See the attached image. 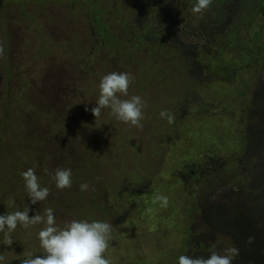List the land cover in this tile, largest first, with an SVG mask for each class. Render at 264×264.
Instances as JSON below:
<instances>
[{"label":"rangeland","instance_id":"374dc122","mask_svg":"<svg viewBox=\"0 0 264 264\" xmlns=\"http://www.w3.org/2000/svg\"><path fill=\"white\" fill-rule=\"evenodd\" d=\"M183 1L172 5L175 12ZM149 2L156 0H0V214L29 206L30 216L51 208L60 227L72 219L108 222L113 233L105 257L114 264H178L181 255L207 258L213 251L239 250L231 234L199 219L211 202L249 200L254 188L264 187L263 153L251 165L262 163L252 189L241 184L245 178L238 182V170L225 179L206 173L202 184L187 175L210 152L240 154L250 139L264 146V17L239 10L231 26L215 30L217 45L206 47L197 67L188 47L175 54L162 51V41L144 42L150 32L161 36V24L136 23ZM169 10L161 9L163 18ZM193 16L202 19L204 13ZM104 25L109 39L98 35ZM199 41L206 45V35ZM226 71L239 74L231 82L210 80L209 72ZM111 72L135 76L129 97L146 101L142 130L109 109L97 120L90 111L101 78ZM162 110L174 115L173 123L161 118ZM29 168L50 189L47 200L35 205L22 177ZM57 168L72 170L71 188H56ZM225 181L239 184L223 188ZM84 183L86 192L80 190ZM158 195L169 198L166 209L153 204ZM42 227L18 226L10 233L13 244L0 243V264L43 256ZM256 227L264 236V219Z\"/></svg>","mask_w":264,"mask_h":264},{"label":"clouds","instance_id":"9594fccd","mask_svg":"<svg viewBox=\"0 0 264 264\" xmlns=\"http://www.w3.org/2000/svg\"><path fill=\"white\" fill-rule=\"evenodd\" d=\"M213 0H196L191 11L193 14H201L210 9ZM5 53L4 44L0 41V57ZM135 76L129 72H111L104 75L99 83V96L95 107L90 111L96 117L101 116L102 111L109 109L111 114L119 121L143 129L141 121L144 119L146 101L139 95L129 97V88L134 83ZM127 97V98H122ZM88 110V109H86ZM161 118H166L171 124L174 115L167 110L160 112ZM45 173L48 169H44ZM25 188L32 205L47 200L50 195L48 187H42L34 168H29L22 173ZM55 186L59 190L72 187V170L70 168H57L53 177ZM89 184L80 185L81 191H88ZM94 190V186H92ZM161 208L169 206V198L158 195L153 204L158 203ZM33 209L26 206L22 211L0 214V233H4L3 245L11 246L13 240L9 235L18 226L27 229L34 225H44L38 233L40 247L44 255L28 254L21 260V264H114L105 257L109 249V241L112 239L113 225L99 220L72 219L63 227L57 225L56 216L51 208L43 214L37 211L35 215L29 213ZM153 209L149 207L147 212ZM239 254L236 247L224 249L223 254L213 251L207 258L203 256L192 257L181 255L178 264H233L234 258ZM5 257L0 255V261Z\"/></svg>","mask_w":264,"mask_h":264},{"label":"trees","instance_id":"16d2710c","mask_svg":"<svg viewBox=\"0 0 264 264\" xmlns=\"http://www.w3.org/2000/svg\"><path fill=\"white\" fill-rule=\"evenodd\" d=\"M195 2L196 0H187L180 3L184 4L181 6L180 11H184L189 19L185 15L180 16V11H174L172 5L178 4L176 0H156L153 4L149 2L151 7L137 16L136 23L143 26L161 24L158 30L161 36L158 37L155 33L152 34L150 32L145 36L144 42L151 45L154 40L162 41L159 45L160 49L162 51L169 49L175 54H179L177 52L178 47H188L190 50L196 51V40L205 35L207 40L210 41V43L206 44V47L216 46L217 44L212 40L215 30L231 26L230 18L237 12L239 13V10L244 12L248 8L249 10L246 12L249 15L264 17V0H213L210 9L203 12L204 17L202 19L193 16L191 9ZM162 8L164 10L171 9L169 10L168 19L162 17ZM152 19L156 22H153ZM239 20L242 19L240 18ZM243 21V24L247 25L244 17ZM248 27L250 25H247ZM105 29L104 25L103 33H100L99 29L98 35L103 36L104 34L107 36L106 38H111L112 36ZM127 31L130 32L131 29L127 28ZM175 33H181L183 37L173 38ZM170 36L171 40L165 44V40ZM115 40L120 39L115 38ZM223 44L228 45V36L223 39ZM206 47L201 48L200 46L197 51H203ZM261 104H264V102L262 101ZM262 124L264 125V123ZM253 191H255V195L249 200L247 198L239 199V202L232 204L230 202H212L206 207L199 219V221L204 220L209 223L213 230L229 233L234 237L239 247V256L233 264H264V236L261 235L258 227H256L259 224V219H264V192H260L258 188ZM245 226L248 229L244 228Z\"/></svg>","mask_w":264,"mask_h":264},{"label":"flooded vegetation","instance_id":"af4514ba","mask_svg":"<svg viewBox=\"0 0 264 264\" xmlns=\"http://www.w3.org/2000/svg\"><path fill=\"white\" fill-rule=\"evenodd\" d=\"M199 39L202 40V37ZM199 39L196 40V44H197L196 51H192V58L194 60V64L195 63L197 64V67L202 64L201 63L202 57H203V54L206 52V49H204L203 51L201 50L197 51L200 46L201 48L206 47V45L202 44L199 41ZM207 43H210V41L207 40ZM261 66H263V64ZM200 68L202 67L200 66ZM232 74L237 75L239 74V71L235 73H230V72L221 73L220 75H213L209 72V76L211 77L210 80H214L215 82H231L234 79V76ZM249 90L251 91V86ZM245 93H246V90H245ZM243 96H244V93H243ZM262 126L264 127V125ZM262 153L264 154V146L262 145L259 146L257 142L252 141L250 139V141L248 142V145L246 146V149L244 148L240 149V154L235 153V154H226L224 156H219L217 152L208 153L206 159L201 158L199 160V162L197 163V169L188 170L187 175H189V178H191V180L197 181L196 184H202L201 180L203 178V175L206 173L216 172L218 173V176L216 177V175L213 173L212 175L214 177L225 179L229 177L230 173H235L238 170L237 174L235 175V177L238 179V182H239V178L243 177L245 179L242 180V182L240 181L241 184H243L244 187L248 185V187L252 189L251 185L255 182L254 180H257V181L260 180V175L262 171L260 167H262V163L256 162L257 166L255 165L253 168L251 167V165H252L253 160L256 158L255 155H259ZM262 162H264V160ZM223 170L226 171L225 174L223 173ZM229 182L235 185L239 184V183H234V181H225L221 184L222 187L224 188V186L227 185ZM256 188H258L260 192L261 191L264 192V187H256ZM218 202L221 203V201H218Z\"/></svg>","mask_w":264,"mask_h":264}]
</instances>
